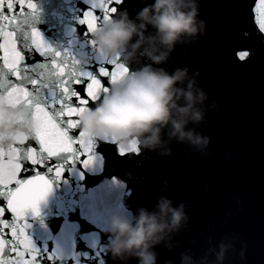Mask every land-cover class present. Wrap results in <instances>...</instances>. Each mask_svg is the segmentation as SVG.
Listing matches in <instances>:
<instances>
[{
    "label": "water",
    "instance_id": "1",
    "mask_svg": "<svg viewBox=\"0 0 264 264\" xmlns=\"http://www.w3.org/2000/svg\"><path fill=\"white\" fill-rule=\"evenodd\" d=\"M34 3L35 15L19 26L16 36L30 67L50 66L48 71L61 79L53 60L77 76L94 61L120 57L129 71L110 81L106 92L89 86L98 98L79 113L77 129L98 144L100 158L94 165L84 169L78 163L66 165L59 178L42 170L51 190L38 203L37 212L28 210L20 218L5 214L9 228L21 229L30 242L22 247L17 236L9 237L0 229L5 241L0 257L6 264H138L135 256L112 255V220L120 218L135 226L140 210L158 214L162 199L170 201L172 209L183 205L185 219L178 228L166 229L163 239L149 248L155 254L154 264H264V36L252 22L253 0H185L183 10L196 6L197 33L181 36L170 52L156 29L151 24L141 28L144 22L137 18L154 0H123L116 14L89 34L78 23L87 7L85 0ZM125 15L137 31L116 54H108L92 33ZM32 29L41 33L47 56L30 51ZM243 49L251 55L241 62L236 53ZM162 53H167L166 59L155 63L153 57ZM145 67L168 75L186 69L174 87L191 92L192 100L183 96L174 100L180 108L189 104L190 111L185 116L174 111L173 118L183 121V131L199 137L200 143L171 135L168 124L160 127L154 147L143 146L149 135L145 133L134 145L120 149L127 153L121 156L113 137L99 139L81 130L80 116ZM6 107L22 112L20 124L31 125L32 131L22 141L0 146L2 184L16 178L17 164L26 163L23 155L18 161L10 151L34 141L37 131L29 107L23 103ZM5 201L6 196H0V205Z\"/></svg>",
    "mask_w": 264,
    "mask_h": 264
},
{
    "label": "snow or ice",
    "instance_id": "2",
    "mask_svg": "<svg viewBox=\"0 0 264 264\" xmlns=\"http://www.w3.org/2000/svg\"><path fill=\"white\" fill-rule=\"evenodd\" d=\"M85 3L87 7L78 23L89 34L100 23L111 19L123 0H85ZM35 11L34 0H0V97H6L10 104L23 103L29 107L37 129L34 141L26 142L22 148L13 147L9 153L18 161L22 155L26 158V163L16 165V178L7 184L0 183V196H6L5 203L0 205V229L9 237L17 236L25 248L30 242L21 229L9 228L5 214L20 218L28 210L37 212L38 203L51 190V182L42 170L59 178L66 165L71 167L78 163L83 169L94 165L100 158L96 153L98 144L77 129L79 113L98 98L89 86L96 92H106L110 81L129 71L121 58L116 57L112 61H94L84 74L77 76L66 72L55 60L53 63L61 79H55L53 72L48 71L50 66L44 64L37 65L40 70L37 73V68L28 64L27 52L16 39L19 26L27 24ZM250 15L257 32L264 36V0H253ZM30 40V51L40 57L47 56L48 46L39 31L32 29ZM250 55L247 49L236 53L241 62ZM119 152L121 156L127 154L122 150ZM135 152L138 154V147ZM57 160L65 163L58 164ZM4 246L5 241L0 237V251ZM14 252L23 255L18 250L14 249ZM0 264H6L2 257Z\"/></svg>",
    "mask_w": 264,
    "mask_h": 264
},
{
    "label": "clouds",
    "instance_id": "3",
    "mask_svg": "<svg viewBox=\"0 0 264 264\" xmlns=\"http://www.w3.org/2000/svg\"><path fill=\"white\" fill-rule=\"evenodd\" d=\"M185 7V0H154V3L140 10L137 18L144 22L141 28L151 24L156 29L160 43L170 52L181 36H194L197 33L196 6L191 5L187 11L183 10ZM136 31V25L128 21L125 15V18L113 20L92 33V38L100 49L108 54H116ZM166 57L167 53H162L153 60L160 63ZM185 73L186 69H178L168 75L163 70L152 71L145 67L139 73L132 74L123 86L116 87L111 95L105 96L100 105L79 117L81 130L99 139L113 137L118 141V155L120 149L134 145L136 139L145 133L149 135L144 139L143 146L154 147L159 142L160 127L168 124H171V135L180 140L187 138L193 143H200L199 137L193 138L191 132L183 131V121L173 118L174 111L179 116H185L190 111L189 104L180 108L174 100V97L179 99L181 96L188 102L192 100L191 92L174 87ZM9 103L7 98L0 99V146L22 141L32 131L31 125L20 124L24 119L22 112L6 107ZM193 118L198 120L199 115L193 114ZM169 205L170 201L162 199L158 203V214L152 215L141 209L135 226L114 217L111 224L114 236L110 246L112 255L122 257L127 254L135 256L138 264H154L155 254L149 248L163 239L161 234L166 229L178 228L181 220L185 219L183 205L179 209H172Z\"/></svg>",
    "mask_w": 264,
    "mask_h": 264
}]
</instances>
